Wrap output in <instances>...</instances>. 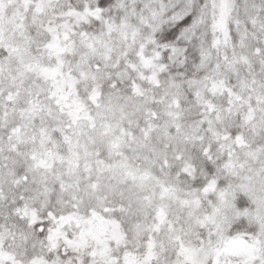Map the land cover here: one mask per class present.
<instances>
[{
    "label": "snow or ice",
    "instance_id": "1",
    "mask_svg": "<svg viewBox=\"0 0 264 264\" xmlns=\"http://www.w3.org/2000/svg\"><path fill=\"white\" fill-rule=\"evenodd\" d=\"M0 264H264V0H0Z\"/></svg>",
    "mask_w": 264,
    "mask_h": 264
}]
</instances>
